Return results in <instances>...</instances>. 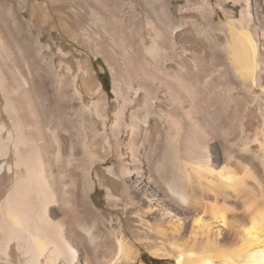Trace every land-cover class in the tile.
<instances>
[{
  "label": "bare ground",
  "instance_id": "6f19581e",
  "mask_svg": "<svg viewBox=\"0 0 264 264\" xmlns=\"http://www.w3.org/2000/svg\"><path fill=\"white\" fill-rule=\"evenodd\" d=\"M77 5L85 6L92 20L102 22L103 26L112 32L117 31L122 42L127 43V46L130 44L133 48L132 51L137 60L140 61L144 53L156 60L163 70L159 71L156 76V88L146 79L139 83L142 84L145 92L144 99L149 98L153 91L163 94H160L159 101L150 102L149 105L148 100H145L142 107H147V110L142 117L140 106L131 108L125 120L123 116H120L121 109L118 106L115 107L118 111L114 114L110 113V109L101 108L95 103L88 106L82 104L80 108H76L75 102L67 100L68 92L63 74L54 73L50 67H47L44 74H38L43 68L39 60L40 54L37 51L29 52L26 49V59L30 56L29 60H31V67L27 64V70L32 71L34 68L36 74L30 81L31 85L26 89V80L24 81L16 71L25 86L24 88L18 87L16 90L21 94L22 102L15 100L16 93H13L11 88L9 89V84L0 81L4 102L3 107L0 108V118L1 112L5 113L11 124L8 128L0 121V175L2 173L8 175V188L5 192L0 191L2 195L0 199V253H3L6 260H10L16 255L15 252H19V257L23 258L24 264H78L77 255L82 252L85 254L84 259L80 260L83 264L100 263L103 256L100 252L105 243L103 236L100 235L101 230L97 232L96 229L99 224L98 214L86 202L85 193L90 189L88 176L81 172L94 171L97 158L101 157V160L103 158V162L107 163L112 157L109 155L114 152L120 153L125 150L128 156L135 157L136 144L129 140L126 142L124 138L132 137V140H136L139 137L137 132L147 126L151 110L149 106L152 108L154 103H157L158 109L156 110L161 124L154 123L153 127L149 128V136L153 132L156 135L155 140L160 137L162 125H167L169 130L174 129L176 136H179L183 132V124L173 116L179 105L183 103L184 96L177 91L178 88L184 90L192 102L194 118L202 120L209 126L203 131H196V122L193 121L190 125L191 131L185 135V141H187L185 146L198 153L199 162L206 167L208 175L216 179L208 180L205 188L217 195L220 189L227 188L234 196L238 187L243 184V179L231 173L223 175V173L214 171V156L210 152V142L215 139L213 126L217 123L220 125L228 123L232 127L233 122L239 118V114L235 112L232 105L233 100H225L222 92L210 84L206 85L202 92L195 93L193 91L195 81H191L188 74L183 75L175 70L173 57L171 59L166 57L167 51L169 53L166 39L174 33V28L170 31L169 26V28L165 25L161 27L159 22L158 24L152 21L151 17L146 15L149 18L147 25L153 31V38L150 46H146L143 40L140 46V43L136 45L132 39H128L123 34L118 25L119 19L109 16L110 10L106 0H78ZM166 17L165 14L164 18L169 22ZM249 33L247 30L236 33L240 39L230 46L232 55L230 63L236 73L256 87L260 86L258 72L261 63H259L257 44ZM238 37L235 39L237 40ZM197 78L201 80V77L197 76ZM52 83L57 85L54 90L42 89L44 85ZM138 90H135V95ZM74 93L79 96V91L75 87ZM34 100L46 104V108L37 109ZM81 133L85 136L84 149L89 157V166L84 169H79L82 163L76 158L81 152L79 149ZM150 137L146 139L151 140ZM153 143H155L154 140H152V145ZM68 145L69 159L65 160ZM149 148L148 151H151ZM154 148V158L159 157V159L155 168L151 163L144 165L148 174L142 173L141 162L131 161L137 163L139 167V169L135 168L137 171L135 178L138 181L135 182L134 187L142 197L137 200L135 192L134 195L129 188L123 186L120 190V197L127 205H130L129 208L133 210L131 213L137 217L135 222L140 229L121 230L114 234L115 251L112 258L106 259L105 256L102 258V260L105 259V264H118L119 260L122 261L120 264H159L155 261L157 258H164L169 264H215L212 255L208 252V255L203 257L193 254L195 250H198L196 246L199 242H205V246L202 245L204 247L209 245L207 248H211V252H219L220 245L228 242L232 250L227 256V264H264V211L254 209L249 212L248 216H240L238 221L225 219L224 216L222 227L213 232L214 236L210 238V229L215 227L211 228L210 225L201 221V213L205 211L197 213L189 211V207L198 204L196 202L198 198H195L197 196L193 195L194 191L188 189L190 185L186 188V184L179 183L180 180L178 181L170 174L172 167L169 169L166 166L176 164L183 175L182 180L184 178L197 181V173L188 167L186 160H182L177 147L170 145L165 149L170 155L164 153L160 155L158 151V148L161 149L160 146L156 145ZM155 169L162 170L159 176ZM152 170H154L153 173ZM124 174L127 176L131 174L127 167L124 168ZM250 175L255 182H258L255 175ZM65 178L68 179L67 183L64 181ZM157 179L161 182H157ZM2 183L3 180L0 178V187ZM81 185L85 187V190H80ZM68 186L73 187L71 192H68ZM215 198L218 199L216 195ZM215 198H213L214 201ZM79 199H82L86 206L83 214L78 210L80 208ZM141 200L147 205L146 209L141 208ZM149 204L162 205L164 210H159L155 216L150 217L148 215L151 210L147 209ZM55 205H58L57 212L54 210ZM53 206L55 207L52 209ZM218 208L216 205L210 207L209 215L221 218L223 211ZM127 209V206L122 207L123 214L118 215L119 220L125 219L124 214ZM169 210L176 217L193 214L196 219L187 229L182 220L176 221L169 218ZM144 215H147L149 219H144ZM148 222H151L153 227L149 226ZM89 249L92 250L91 257L87 256Z\"/></svg>",
  "mask_w": 264,
  "mask_h": 264
},
{
  "label": "rangeland",
  "instance_id": "374dc122",
  "mask_svg": "<svg viewBox=\"0 0 264 264\" xmlns=\"http://www.w3.org/2000/svg\"><path fill=\"white\" fill-rule=\"evenodd\" d=\"M77 1H1L0 81L9 84V89L11 88L10 90L16 93V95L14 94L15 100L22 102V96L16 90L18 87H25L18 75L22 76L24 81L26 80L25 88L27 89L36 74L34 68L32 71L27 70V64L31 67L30 56L26 59L27 49L29 52L37 51L40 54L39 60L43 68L38 74H44L47 67L52 68L54 73L63 74L68 92L67 100L75 102L76 108H80L82 104L88 106L95 103L101 108L110 109V113L114 114L118 111V108L115 109L118 106L121 109L120 116H123L125 120V117L128 118L130 109L142 107L146 99L148 105L150 102L159 101L160 94L163 93L153 91L149 98L144 99L145 92L140 84L141 80L146 79L156 88V76L159 71H163L156 60L145 53L141 56L140 61L137 60L132 51L133 48L130 44L127 46V43L122 42L117 31L112 32L105 28L102 22L92 20L86 7L77 5ZM106 2L110 10L109 16L119 19L120 30L136 45L140 43L141 46L142 40L146 46H150L152 43L153 31L147 25L148 17H151L152 21H156V23L159 22L161 27L169 26L170 31H173L174 28V33L166 39L167 45H169V53L167 51L166 57L168 59L173 57L175 70L183 75L188 74L191 81H195V90H193L195 93L202 92L204 87L210 84L222 92L225 100H233L232 105L235 112L239 114V118L233 122L232 127L228 123L225 125L217 123L213 126L215 139L210 142V152L214 156V171L223 173V175L231 173L233 176L243 179V184L238 187L239 189L237 188L236 196H233L230 189L227 188L220 189L219 195L205 188L208 180L216 179L208 175L206 167L199 162L198 153L185 146L187 144L185 135L191 131L190 125L193 121L196 122V131H203L209 126L202 120L194 118L192 102L184 90L178 88L177 91L184 96L183 103L179 105L173 116L183 124V132L179 136H176L174 129L169 130L167 125H162L160 128L162 134L156 140L155 133L152 132L151 137L149 136V128L153 127L156 122L161 124L156 110L157 103H154L152 108L149 106L151 110L147 126L137 132L139 137L136 140H132V137L124 138V141L129 140L136 144L135 157L128 156L125 150L120 153L114 152L109 155L113 158L111 157L107 163L103 162V158L102 160L101 157L97 158L94 171L81 172L88 176L90 189L85 193L87 199L85 200L87 205L98 214L99 224L96 229L97 232L101 230L100 235L103 236L102 239L105 243L100 252V255L103 256L98 264H105V259L102 260L104 256L106 259L112 258L115 251L114 234L121 230L140 229L135 222L137 217L131 213L133 210L129 208L130 205H127L120 197V190L123 186L129 188L133 194L135 192L137 200L142 197L134 187L135 182L138 181L135 178L137 176L135 168L139 169V167L137 163L131 161L141 162L142 173L148 174L147 169L144 168L146 163H151L153 168L157 167L156 162L159 157L154 158L153 154L156 145L161 147V149L158 148L160 155L169 154L165 149L170 145L177 147V152L182 160H186L185 163L188 167L197 173L198 182L192 179V181L184 178L182 180L183 175L176 164L172 163L171 166H166L169 169L172 167V173H169L178 181L180 180L179 183L186 184V188L190 185L188 189L194 191L193 195L197 196L194 195L195 198H198V200L196 199L198 204L189 207V211L195 213L205 211V213H201V221L210 225L211 228L215 227L210 229V238L214 236L213 232L222 227L224 216L225 219L238 221L240 216H248L249 212L254 209L264 211V0H106ZM165 14L169 22L164 18ZM108 21L110 22V19ZM246 30L251 33L249 34L257 44L259 63H261L258 72L260 86L256 87L236 73L230 63V56H232L230 46L240 39L236 33L246 32ZM16 71H18V75ZM197 76L201 77V80ZM52 85L53 87H51ZM56 87L57 85L52 83L44 85L42 89L45 91L47 88L54 90ZM74 87L79 91V96L75 95ZM136 89H139L137 95H135ZM34 102L37 109L46 108V104L39 100H34ZM3 103L0 87V108L3 107ZM146 110L147 107H142L141 117ZM0 121L8 128L11 127L9 117L3 112H1ZM228 125L230 126L229 130ZM127 130L129 129L127 128ZM148 137L151 140L146 139ZM152 140L155 141L153 145ZM84 142L85 136L81 133L79 147L81 152L76 156L77 161L81 160L82 163L79 165V169L89 166V157L85 153ZM148 148L151 151H148ZM68 149L69 145L66 147L65 160L69 159ZM125 167L130 171V176L124 174ZM155 171L158 176L162 172L157 169ZM153 172L154 170H152ZM250 174L255 175L258 182H255ZM7 176L6 173L0 175L3 180L0 187L1 193L8 188ZM157 180V182H161L159 179ZM64 181L67 183L68 179L65 178ZM152 181L156 184L154 180ZM72 189V186H68V192H71ZM80 190H85V187L81 185ZM215 195L219 200L215 198ZM1 197L2 195H0V199ZM212 197L215 198V201ZM79 203L78 210L83 214L86 206L82 199H79ZM213 205H216V208L219 205L218 209L223 211L221 218L209 215V208ZM55 206L54 210L57 212L58 205ZM123 206L128 207L126 210L128 213L125 212V219L119 220L118 215L123 214ZM140 206L142 209H146L147 205L141 200ZM195 206L196 208H194ZM223 206L226 208L225 210ZM162 208H164L162 205L149 204L147 209L151 211L148 216H155L159 210H164ZM168 213L169 218L176 221L182 220L187 229L196 219L193 214L179 218L171 213V210ZM146 216L144 215V219L148 220L149 218ZM148 225L153 227L151 222H148ZM200 243L199 245L197 243L196 247L199 251L195 250L194 255L203 257L211 254L215 264H227V256L232 250L228 242L220 245L219 252H211L212 249L207 248L209 245L204 247L205 242ZM91 249L87 251L88 257L92 256ZM15 254L13 258L6 260L3 253H0V264H24L23 258L19 257V252H15ZM83 255L85 257L84 253H78V264H83L80 261L84 259ZM155 261L159 264H169L164 258H157ZM119 262L122 261L119 260Z\"/></svg>",
  "mask_w": 264,
  "mask_h": 264
}]
</instances>
